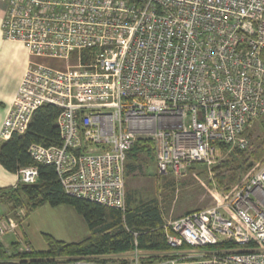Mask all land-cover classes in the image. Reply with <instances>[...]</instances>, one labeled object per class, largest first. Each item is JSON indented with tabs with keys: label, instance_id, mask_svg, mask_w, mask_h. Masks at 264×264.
<instances>
[{
	"label": "built area",
	"instance_id": "built-area-1",
	"mask_svg": "<svg viewBox=\"0 0 264 264\" xmlns=\"http://www.w3.org/2000/svg\"><path fill=\"white\" fill-rule=\"evenodd\" d=\"M0 1L3 37L29 55L0 141L57 108L61 144L27 152L70 197L124 212L138 139L153 142L158 173L178 180L210 167L220 145L245 148L244 129L264 115V0ZM37 177L34 166L17 172L22 184ZM18 225L0 216V244ZM163 229L164 259L142 261L135 240L128 259L62 264H264V162L215 206Z\"/></svg>",
	"mask_w": 264,
	"mask_h": 264
},
{
	"label": "trees",
	"instance_id": "trees-1",
	"mask_svg": "<svg viewBox=\"0 0 264 264\" xmlns=\"http://www.w3.org/2000/svg\"><path fill=\"white\" fill-rule=\"evenodd\" d=\"M58 114L59 110L55 107H41L33 114L24 134L13 133L8 140L0 142V165L6 171L17 173L22 168L34 166L38 172L34 184L18 182L13 188L0 189V202L10 205V209L23 208L26 215L45 204L50 207L67 205L82 218L89 235L81 241L68 243L43 234L47 248L41 252H22L17 244L10 245V251H7L0 244V264H62L79 257L124 253L133 249L135 240L138 249L145 254L141 257L142 261H157L168 256L171 248L165 242L162 213L156 205L140 203L132 208V200L128 196L125 210L121 212L70 197L64 193L53 166L38 164L30 158L27 151L31 144L45 147L61 144L56 125ZM146 144H151L148 139L136 141L131 150L134 160ZM226 147L220 145L222 149ZM232 154V158L215 169L218 171L215 178L226 192L241 180L236 170L246 172L255 163L264 162V140L249 158L243 150L234 149ZM221 168L224 173L219 172ZM230 246L224 243L215 247Z\"/></svg>",
	"mask_w": 264,
	"mask_h": 264
},
{
	"label": "rangeland",
	"instance_id": "rangeland-1",
	"mask_svg": "<svg viewBox=\"0 0 264 264\" xmlns=\"http://www.w3.org/2000/svg\"><path fill=\"white\" fill-rule=\"evenodd\" d=\"M55 65L54 62H52ZM246 140L245 148L237 145L219 148L210 167L203 164H194L187 175L175 180L169 175H160L155 166V150L153 142L146 144L145 149L138 152L134 160L133 152L128 155L127 165L133 169L125 179L127 196L132 200L131 207L140 203L156 205L164 221L173 220L184 216L192 211L210 208L216 205L223 195L231 193L236 187L247 179L261 163L246 172L236 170L241 177L230 191H224L218 184L215 169L220 163L232 158L234 149L243 150L247 158L251 152L264 140V115L250 122L242 133ZM143 140V139H140ZM259 162V161H258ZM219 172H225L222 168ZM5 210V209H4ZM6 212V210L4 211ZM25 229L29 239L33 240L35 249L46 246L43 234H49L57 240L64 242H78L89 235V231L82 218L67 206L50 207L44 205L29 213L25 221ZM6 239V238H5ZM130 254V251L118 254H107L102 260H122Z\"/></svg>",
	"mask_w": 264,
	"mask_h": 264
},
{
	"label": "crops",
	"instance_id": "crops-1",
	"mask_svg": "<svg viewBox=\"0 0 264 264\" xmlns=\"http://www.w3.org/2000/svg\"><path fill=\"white\" fill-rule=\"evenodd\" d=\"M4 10H5V4L0 1V128L6 116L7 109L12 101V98L16 94L18 86L21 82V79L24 75L25 69L29 62V55L25 50V48L19 43L7 41L2 35L1 23L4 16ZM127 160L125 164V179L127 174L131 172V170L133 169L132 167L127 165ZM17 182H18L17 173H10L0 165V189L11 188V187L13 188L15 187ZM127 198L128 196L125 190V203ZM9 206L10 205L0 202V216L6 215L17 218L19 221V225L15 229V231L4 237L3 243L1 245L7 251H10L9 248L10 245L17 244L18 250L22 251L21 243H25L26 245L29 246L30 250L38 251V252L45 251L47 246L35 249L33 246L34 244L33 240L31 238L29 239L28 232L25 229L26 227L25 221L28 218L29 214L26 215L23 208L10 209ZM4 209L6 210V212H4L5 211ZM163 222L164 223L166 222L164 221V218H163ZM69 243H73V242H69ZM130 254L125 258L128 259ZM102 256L104 255L95 256V257L101 258ZM143 256H145L144 252H142V257Z\"/></svg>",
	"mask_w": 264,
	"mask_h": 264
}]
</instances>
